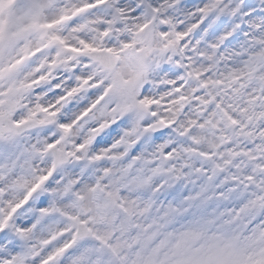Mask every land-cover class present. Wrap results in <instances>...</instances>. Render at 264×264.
<instances>
[{
	"label": "clouds",
	"instance_id": "obj_1",
	"mask_svg": "<svg viewBox=\"0 0 264 264\" xmlns=\"http://www.w3.org/2000/svg\"><path fill=\"white\" fill-rule=\"evenodd\" d=\"M0 264H264V0H0Z\"/></svg>",
	"mask_w": 264,
	"mask_h": 264
}]
</instances>
